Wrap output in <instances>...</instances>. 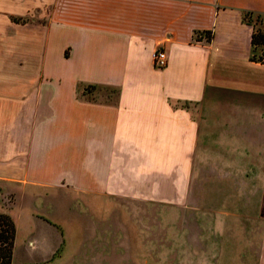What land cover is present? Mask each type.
<instances>
[{
	"label": "crops",
	"instance_id": "0c3cea01",
	"mask_svg": "<svg viewBox=\"0 0 264 264\" xmlns=\"http://www.w3.org/2000/svg\"><path fill=\"white\" fill-rule=\"evenodd\" d=\"M245 11L264 0H0L1 210L26 240L11 264H80L43 207L59 194L254 215L262 237L235 256L264 264V62Z\"/></svg>",
	"mask_w": 264,
	"mask_h": 264
},
{
	"label": "rangeland",
	"instance_id": "374dc122",
	"mask_svg": "<svg viewBox=\"0 0 264 264\" xmlns=\"http://www.w3.org/2000/svg\"><path fill=\"white\" fill-rule=\"evenodd\" d=\"M245 16L243 21L252 28L264 29L263 13ZM253 53L264 56V45L251 48L250 55ZM9 196L0 192V209L11 203ZM57 202L56 206L44 200L43 207L49 208L48 218L56 216L63 224L67 251L81 240L71 252L80 264H244L235 254L243 250L246 241L259 240L263 233L261 221L255 224L251 220L254 215L237 213L233 208L217 215V207H208L201 214L185 203L164 199L88 195L73 199L64 194L58 195ZM195 202L200 204V200ZM50 206L58 208L57 214V208L52 210ZM17 211H13L15 258L26 246L23 221ZM217 239L223 243L219 251L212 244ZM186 242L191 247L181 246ZM187 253L189 261H176Z\"/></svg>",
	"mask_w": 264,
	"mask_h": 264
},
{
	"label": "trees",
	"instance_id": "16d2710c",
	"mask_svg": "<svg viewBox=\"0 0 264 264\" xmlns=\"http://www.w3.org/2000/svg\"><path fill=\"white\" fill-rule=\"evenodd\" d=\"M247 13H243V19ZM257 44L264 45V29L253 28L251 33V48ZM251 59L264 62V56H256L254 53L250 55ZM16 226L10 214L0 209V264H11L13 255V245L15 238Z\"/></svg>",
	"mask_w": 264,
	"mask_h": 264
},
{
	"label": "built area",
	"instance_id": "2783aa9c",
	"mask_svg": "<svg viewBox=\"0 0 264 264\" xmlns=\"http://www.w3.org/2000/svg\"><path fill=\"white\" fill-rule=\"evenodd\" d=\"M168 59L167 51L163 47H157L153 53V62L157 67L166 65Z\"/></svg>",
	"mask_w": 264,
	"mask_h": 264
}]
</instances>
